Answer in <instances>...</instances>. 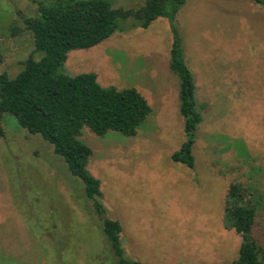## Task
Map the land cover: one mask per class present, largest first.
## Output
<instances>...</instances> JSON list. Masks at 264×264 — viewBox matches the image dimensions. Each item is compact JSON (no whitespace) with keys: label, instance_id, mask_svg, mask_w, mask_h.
Instances as JSON below:
<instances>
[{"label":"rangeland","instance_id":"1","mask_svg":"<svg viewBox=\"0 0 264 264\" xmlns=\"http://www.w3.org/2000/svg\"><path fill=\"white\" fill-rule=\"evenodd\" d=\"M108 1L131 10L143 0ZM40 2L51 0H0V75L14 77L34 51L30 32L16 38L13 31L37 16ZM175 24L203 115L194 168L173 160L187 137L180 80L169 69L168 18L71 51L61 72L95 73L103 87L134 88L152 108L135 137H99L89 129L82 136L94 152L88 170L101 182L108 216L122 225L128 257L232 264L241 237L223 225L229 187L252 183L264 194V7L254 0H187ZM3 127L0 264H118L83 181L14 116L5 114ZM260 220L264 237V213Z\"/></svg>","mask_w":264,"mask_h":264},{"label":"trees","instance_id":"2","mask_svg":"<svg viewBox=\"0 0 264 264\" xmlns=\"http://www.w3.org/2000/svg\"><path fill=\"white\" fill-rule=\"evenodd\" d=\"M254 1L264 7V0ZM186 4L187 0H143L137 8L123 10L114 9L108 0L40 2L37 16L25 18L24 27L14 25L13 31L16 38L30 32L34 51L14 77L0 75V138L5 137L4 115L11 114L25 131L39 135L53 147L54 154L63 159L71 174L83 181L118 264L144 263L130 259L124 249L122 225L108 216L101 201V182L88 170L94 152L82 136L89 129L99 137L110 132L135 137L152 114V108L134 88L103 87L95 73L70 77L61 71L71 51L96 47L116 32L148 28L157 19L168 18L173 24L174 38L169 69L180 80V113L187 137L173 160L194 168V146L203 115L175 24L177 14ZM2 61L0 52V64ZM263 213L264 194L256 184L230 185L223 225L241 237L238 257L232 264H264V237L257 230Z\"/></svg>","mask_w":264,"mask_h":264}]
</instances>
